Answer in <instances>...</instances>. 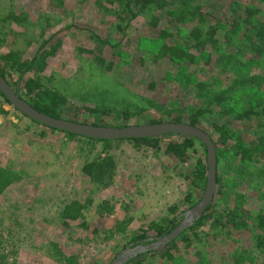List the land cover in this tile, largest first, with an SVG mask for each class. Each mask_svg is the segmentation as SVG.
Masks as SVG:
<instances>
[{
    "label": "rangeland",
    "instance_id": "1",
    "mask_svg": "<svg viewBox=\"0 0 264 264\" xmlns=\"http://www.w3.org/2000/svg\"><path fill=\"white\" fill-rule=\"evenodd\" d=\"M97 1L64 0L66 9L57 10L52 0H0V51H23L28 56L36 51L41 36L46 39L56 34L63 45L44 74L46 86L60 91L75 104L115 111L131 109L135 115L131 126L186 116L198 106L194 90L180 85V73L208 84L210 97L225 95L228 100L224 109L236 114L253 105L257 97L264 98V85L254 76L264 75L261 72L264 66L245 70L237 66L238 74L220 75L218 70L207 66L205 54L190 68H177L168 61L152 66L138 45L141 41L146 44V37L157 38L161 28L152 35L147 17L139 16L127 34H121L115 28L118 21L113 6L99 0L111 10L104 14ZM221 3V0L201 2L205 11L210 10L216 16L226 13L227 7ZM11 10L23 12L26 16H20L27 20L6 22L5 16ZM161 24L165 27L168 23L163 18ZM91 33L114 42L104 49L105 58L115 64L112 72L100 69L93 55L81 51L97 48ZM223 37L219 36L221 43ZM146 45L150 50L152 45ZM236 84L239 89H234ZM3 108L8 113H0V167L12 169L22 179L0 196V264H110L133 245L128 243L134 234L166 216L168 208L181 205L192 192L186 177L187 166L167 158L164 149L155 152L125 140L113 142L105 152L103 143L71 138L29 121L13 107L4 104ZM213 108L215 113L221 111V106L216 104ZM213 118L202 120L203 129L211 133ZM232 120L228 121L232 130L241 132L244 142L250 143L256 122ZM169 140L166 138L164 146ZM108 153L117 166L114 183L108 189H98L83 174L82 167L87 161ZM224 158L221 168L227 173L222 181L231 196L217 204L221 212L236 205L229 182L235 173L225 167V164L229 167L227 159L232 158L229 155ZM241 191L252 194L248 186ZM252 195L249 205L257 211L262 202L256 191ZM200 199L195 197L193 201L197 204ZM72 201L85 206L84 221L69 222L70 227L65 228L60 212ZM105 201L110 203L112 212L99 214L98 206ZM252 241V233H237L211 222L189 250L180 243L181 251L176 254L180 259L176 264H200L199 259L226 264L241 248H247L258 259L255 264H261L259 257L263 255L254 250ZM196 250H204V256L198 259ZM69 258L73 260L68 262ZM159 261L157 257L146 263Z\"/></svg>",
    "mask_w": 264,
    "mask_h": 264
},
{
    "label": "trees",
    "instance_id": "2",
    "mask_svg": "<svg viewBox=\"0 0 264 264\" xmlns=\"http://www.w3.org/2000/svg\"><path fill=\"white\" fill-rule=\"evenodd\" d=\"M52 1L55 3L57 10L66 9L64 0ZM104 1L107 6H113L112 11L118 21L115 28L121 34L126 35V31L139 16L147 17L148 24H150L149 31L152 35H155L161 28L157 38L155 36H153L154 38H145L148 39L145 40L146 44L150 43L152 45L150 50L146 44L141 43V40L138 45V49L146 53L145 56L152 66L168 61L177 68H190L199 59H202L204 54L207 57V66L218 70L220 75L238 74L237 66L242 70L249 69L250 66H264V0H221V5L226 6L227 9L225 14L219 16L214 13L211 14L210 10L205 11L207 9L201 4L202 0ZM97 3L104 10V14L110 13V8H106V5H103L99 0ZM20 15L26 16L23 12L18 14L11 10L3 19L6 22L18 23L27 20V18ZM163 18L168 23L165 27H162L161 24ZM184 32L185 35L182 36ZM221 35H224L223 43L219 39ZM90 36L96 43L97 48L81 51L93 55V59L100 69L112 72L115 64L105 58L104 49L107 46H113L114 42L109 39L103 40L94 33H91ZM168 39L172 41L168 42ZM62 45V40L54 34L46 39L41 36L36 51L28 56L23 51H0V74L14 90L20 93L22 99L45 115L99 127L125 128L131 126L130 121L135 116L132 114L131 109L126 108L115 111L105 107L96 108L75 104L60 91L46 86L44 74ZM115 46L117 47V45ZM147 48L148 51H145ZM118 51L120 52V50ZM207 51H210L211 54L207 55ZM145 62L143 58L142 63L145 64ZM124 63L126 62L124 61ZM263 68H261V72H264ZM254 76L258 77L261 84L264 85V78L261 80L264 75L254 74ZM178 77L183 88L194 90L198 106H194L192 112L186 116L178 115L166 121L154 120L148 124L185 123L200 128L210 135L217 150L216 194L204 216L195 222L193 227L182 233L163 250L141 254L127 264H145L148 259L153 261L157 257L160 258L157 264H176L177 259H180L179 256H176L181 251L180 243L185 244L186 250H189L194 241L200 240L201 232L211 222L213 225L217 224L223 229H232L237 233L243 231L252 233L254 250H258L263 255L259 257V260L262 261L261 264H264V98L257 97L253 105L236 114L235 111L224 109L228 100L225 95L217 98L209 96V86L205 82L199 79L196 80L193 77L190 79L185 73H180ZM236 77L240 78L237 75ZM233 82H237V80ZM234 89H239L238 84L234 86ZM0 103H2L0 113L6 115L8 112L3 108L4 104L9 107L12 106L1 92ZM215 104L221 106V111L218 113H215L216 110L213 108ZM21 115L28 119L23 114ZM210 116L211 118L214 117L213 133L203 129L202 124V120L210 118ZM228 119L240 123L255 121L256 130L253 131L252 141L248 144L245 143L241 132H235L229 126L231 121L228 122ZM28 120L43 126L34 120ZM63 133L71 138L78 137L94 143H103L105 144L103 147L105 152L110 150L113 142L125 141L95 140L66 132ZM166 138L170 140L164 146ZM126 141H132L136 147H145L155 152H161L164 149V155L167 158L187 166L189 174L186 177L189 183L188 186L190 190L192 189V192L187 194L181 205L171 206L168 208L166 216L159 221L152 222L146 228H141L138 234L133 235L128 244L136 246L143 244L147 239L169 234L182 221V215L196 205V202L193 201L194 198L202 197L208 179L207 148L204 143L196 138L172 134L157 138ZM228 155L232 159H227L226 163L229 167L226 164L225 167L231 169V173L233 171L235 173V175L232 174L233 178L231 177L229 182H231L233 188L232 195L235 197L236 205L227 212H221L216 208L217 204L221 199L231 196L226 192L227 188L222 181L227 172H222L223 169L221 168L223 167L221 165L223 160L226 161L224 157ZM237 161L239 162L236 164ZM116 168L114 158L108 153L104 157L99 156L84 163L82 172L98 189H108L114 183ZM21 179V176L14 173L12 169L0 167V196L9 187L19 183ZM245 186L251 189L252 194L256 191L259 195L262 204H260L257 211H253L249 205L254 196L241 191ZM181 206L185 208L180 210ZM84 207L78 201L66 204L60 212L62 226L69 228V222H76L80 219L84 221ZM97 211L99 214L112 212L110 203L103 202L98 206ZM203 251L196 250L195 256L198 259L204 256L205 252ZM238 252L232 254L230 256L231 260L226 261V264H249V262L255 264L258 260L250 255L251 252L249 253L247 248H241V251ZM72 260V258H69L68 262ZM199 263L214 264L200 259ZM146 264H153V262Z\"/></svg>",
    "mask_w": 264,
    "mask_h": 264
},
{
    "label": "water",
    "instance_id": "3",
    "mask_svg": "<svg viewBox=\"0 0 264 264\" xmlns=\"http://www.w3.org/2000/svg\"><path fill=\"white\" fill-rule=\"evenodd\" d=\"M0 92L7 98L14 109L28 119L34 120L48 128L69 134L89 139L111 141L157 138L172 134L196 138L205 144L207 148L208 179L200 201L182 215V221L169 234L163 237L150 238L145 240L143 244L128 247L110 264H127L141 254L163 250L182 233L193 227L195 222L204 216L207 208L212 204L217 190V150L210 135L200 128L185 123H159L125 128L99 127L57 119L39 112L22 99L20 93L14 90L1 74Z\"/></svg>",
    "mask_w": 264,
    "mask_h": 264
},
{
    "label": "flooded vegetation",
    "instance_id": "4",
    "mask_svg": "<svg viewBox=\"0 0 264 264\" xmlns=\"http://www.w3.org/2000/svg\"><path fill=\"white\" fill-rule=\"evenodd\" d=\"M139 245V244H138Z\"/></svg>",
    "mask_w": 264,
    "mask_h": 264
}]
</instances>
